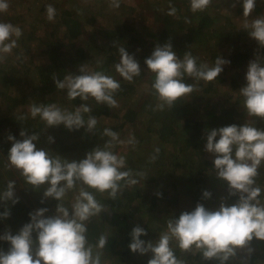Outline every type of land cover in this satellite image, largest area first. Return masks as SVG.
Instances as JSON below:
<instances>
[{
	"label": "trees",
	"instance_id": "trees-1",
	"mask_svg": "<svg viewBox=\"0 0 264 264\" xmlns=\"http://www.w3.org/2000/svg\"><path fill=\"white\" fill-rule=\"evenodd\" d=\"M49 1L51 2L45 0L42 3L38 10L39 16L36 15L38 17L33 16V19H36L35 23L27 26L20 23L23 18L22 13L12 15L8 9L6 12H0L3 13L1 15L5 23H11L22 31L19 39H16L14 36L12 37V39H16V47L12 49L11 53L3 54L4 59L0 60V73L2 74L0 82L3 85L5 84V80L13 83L14 79L11 69L16 68V65H19L20 61L29 62L31 64L29 70L31 68L36 70V76L39 78V87L45 93L42 97L44 102H41V104H46V101L49 99H57L58 91H60L65 95L67 102L75 108L83 100L79 97L69 100L65 90L55 88L52 77L56 76L58 79H63L68 72L76 73L78 68L74 71L75 64L87 60L92 67V71H102L119 81L120 88L113 93L115 100L123 96H126L128 99L125 98L126 103L123 106L121 114H116L113 111V107H109L104 103H97L94 98L90 97L87 100V106L92 111L85 116L86 119L89 115L94 117L113 115L116 118H113L114 122L107 126L99 124L97 121L95 129L91 133H87L83 128L76 131H68L62 125L56 128L46 127V130H44L42 126L43 120L39 116L32 118L30 114L26 115L27 118L21 120L19 119V114L14 116L13 113H8L7 103L13 105L15 101H12L8 95H4L1 103L6 105L7 110L0 113V121L4 127L0 129V192L6 189L8 181H15V194L20 199L14 206L11 202H8L11 216L7 220H0V233H3L7 226L13 232L18 230L24 223L28 222V213L36 208L47 207L48 209H55L58 203H62L65 207H70L71 205L70 196L72 190L67 193L63 201H55L48 198L44 200V203L40 202L43 189L47 185L42 186L41 189L32 190L31 185L26 183L20 172L10 166L7 151L11 146V142L6 138L9 133L20 139V130L31 134L32 129H41L45 133V136L43 140L37 141L38 148H43L53 157L60 155L69 160H78L83 158L84 154L93 147L99 146L103 148L105 146L108 136L104 135V129H110L118 133L119 136L122 132H127L126 129L130 126L138 123L145 134L139 140L144 141L149 136L147 137L148 142L151 143L149 139L154 138L159 142L157 145H153V143L149 145V148H146V151H144L145 154L141 153L143 154L141 155L138 153L131 157H125L124 154L121 155V151H124L125 148L118 141L113 142L111 151L125 159V167L121 170L129 171L132 174V178L137 180V183L128 184L126 181H121L120 190L115 199L111 198L107 191L100 193L94 189H88L93 193L95 199L103 205L104 210L86 222V235L88 242L93 246L96 245L101 235L107 237L108 243L103 249L98 250L101 252V264H147L151 253L140 255L132 253L127 247L131 239L129 233L133 226L139 225L147 231V235L141 236L140 239L155 242L166 231L169 219L178 216L181 211H191L197 202L202 203L206 208L215 209L218 207L221 198L228 200L227 203H233L236 200L235 196H228L226 186L218 190L214 189L216 182L220 181L224 185H226V182L218 179L215 174H212L214 169L211 156L204 155L205 153H203L201 157L194 158L193 154L184 155L185 151L188 150L192 153L194 151L198 153L199 151L205 152V131L207 129L218 128L232 123L238 125L249 123L258 129L264 130V119L245 115L246 110L243 107V97L240 93L234 95L229 104L224 105L218 110H215L213 105L212 107H208L209 109L205 108L203 116L195 115L196 112L193 111L195 109L193 107L196 105L191 106L189 100L184 98L185 96L179 98L173 106H165L163 110H160L157 107L160 102L155 94L146 88L138 90L136 83L123 79L115 70V65L120 61L118 49L125 47L126 51L135 55L139 63H143L144 69L141 68L140 73L143 77L142 82L146 81L144 85L147 88H151L155 75L144 65V59L151 54L156 44L162 45L170 42L177 57L182 59L184 53L191 49V45L196 38V35L191 34L190 30L192 31L196 27L195 29L201 37L212 40L221 30L218 18H221L222 14L229 15L233 5H236L238 8L241 4L239 0H216L215 2L211 1L212 5H214L213 9H208L211 7L209 5L204 11L192 12L190 0H166L164 2L166 5H161V3L159 4L160 0H155V4H158L157 6L159 7H155L153 12L154 17L161 20V23L160 25H155L153 18L151 21H148L147 25L140 24L142 27H149L147 37H142L140 32V28L142 27L139 25L140 17L137 20L134 19L136 16H132V19L129 18L130 15H133V12L126 11L124 0H119L118 13L120 14L113 13L116 8H114V11H112L113 9L107 11L108 14L111 13L114 16V25H101L95 28L88 26V23H95L94 12L86 18H83L85 11H82V14L78 15L80 8L82 10H92L93 8L90 7V4L93 0H89L88 3L86 1L75 0L66 3L63 0L61 7L58 8L53 6V4L59 5L57 1ZM80 2L85 6H80ZM262 3H264V0H256V10L258 12H261L259 11V6ZM48 5L53 6L56 10L53 21L47 19L46 9ZM103 5L111 8V0H99L96 5L94 4L96 13L101 12L100 9ZM172 7L176 10L175 15L168 14L169 9ZM216 7H220V9ZM191 12L192 22H195L196 26L195 23L189 25V15L187 14ZM124 13L129 14L125 19L121 18V15ZM216 20L218 21L216 22ZM173 23H177L179 28L188 27L179 36L177 33L173 34L171 26ZM21 25L23 27H20ZM58 29L62 30L67 39H69V46H74L70 55L61 62H57L56 58L61 56L57 54L60 52V49L56 48L59 43L55 39V31ZM224 32L226 39L229 36L234 40H239L231 29H226ZM98 37L103 46H98L95 42ZM244 39L246 41L244 45H241ZM239 42L241 44L236 46L234 50H230L228 56L223 52L220 53L214 45L215 48L209 53L211 61L209 66L214 65L219 56L229 60L230 64L224 65L220 75L216 79L207 82V85H214L215 80L218 82L224 81L223 74L233 64L237 65L243 62L245 67H247L248 61L253 59L254 56H259L264 60V48H259L255 40L251 39L248 34L243 35V38ZM48 43L55 47L53 48L55 52L52 54L53 56L55 55L54 58L48 62L34 63V54L50 52L47 48ZM64 46L67 47L68 45L65 43ZM248 46L254 48L250 49ZM24 65L28 68L27 63ZM242 81L245 83L244 78ZM183 82L194 84L193 79L188 76L184 77ZM237 83L235 77L230 78L229 86L236 88ZM1 92L3 91L0 90V94ZM22 93L23 89H20L19 94L17 96L14 95V98H18ZM32 104H38V102ZM144 114L147 115L145 119L142 118ZM49 135L55 138L54 143L48 141ZM181 141H183L182 147L179 146ZM167 144H170L174 148L173 155L166 153V162L154 165L153 158H163ZM139 147L143 150L140 145ZM120 149L122 150L119 151ZM157 149H159L158 152L156 151ZM179 166L182 167V173L177 175L178 183L174 184V188L179 202L188 205V207L186 208L184 207L185 205L182 206L183 204L180 205L179 203L171 206L170 202L166 201L171 207L157 210L155 205L159 197L156 195V191L150 188V185L160 182L157 178H161L162 171L167 170V172H172ZM184 167L194 172L189 174V171L187 172ZM258 172L259 174L255 178V182H257L255 186L261 189L260 200L263 203L264 184L261 180L264 176V164L260 166ZM175 174L172 176H175ZM139 177L140 179H138ZM185 185L187 187L192 186V188H189L188 194L183 196L179 193L185 189ZM77 188H79V185ZM167 190L169 191V189ZM204 190L215 191V193L211 194L210 198L205 199L202 197ZM3 210L4 205H0V212ZM145 217H147L146 220ZM156 229L157 232H155ZM170 246L178 260L182 261L181 258L186 257L182 261L183 264H216L215 261L203 260L202 254L198 250L183 251L177 246L175 241H172ZM7 247L6 242L0 241V248L7 250ZM250 247L251 251H238L237 255L228 264H264V241L253 240Z\"/></svg>",
	"mask_w": 264,
	"mask_h": 264
},
{
	"label": "clouds",
	"instance_id": "clouds-1",
	"mask_svg": "<svg viewBox=\"0 0 264 264\" xmlns=\"http://www.w3.org/2000/svg\"><path fill=\"white\" fill-rule=\"evenodd\" d=\"M239 3L245 18L243 29L259 48H264V16L248 21L256 0H239ZM210 4L211 0H190V9L192 12L204 11ZM111 6L118 8L119 0H111ZM7 9V0H0V12ZM46 11L47 19L53 21L55 8L48 5ZM175 11L172 7L168 14L175 15ZM21 35L19 27L0 22V60L4 59L3 54L11 53ZM13 36L16 39H12ZM118 51L120 61L115 70L131 82L141 73L140 63L125 47ZM227 64L230 61L221 56L212 66L198 64L197 57L191 52H185L182 59L178 58L170 42L156 44L144 59V65L155 75L151 88L160 102L157 105L160 110L173 106L179 98L196 89V85L183 82L185 76L209 82L216 79ZM244 80L239 91L247 115L264 119V60L259 56L248 61ZM52 81L56 89L66 91L69 100L79 97L87 101L91 97L97 103L118 106L113 93L119 90V81L102 71L88 70L86 64L79 65L76 73L68 72L63 79L53 76ZM91 111L85 104L68 111L54 103L32 104L28 109L32 118L39 116L49 128L62 125L68 131L83 128L87 133H91L97 124L94 116L89 115L85 120V114ZM25 118L26 115L19 117L21 120ZM104 135L111 139L103 148L95 146L78 160L60 155L53 157L43 148H38L39 136L36 133L20 130V139L11 133L7 135L11 142L7 151L10 166L20 172L32 190L47 185L43 189L41 203L48 198L63 201L67 193L78 185L79 191L70 207L58 203L52 215H45L49 211L47 207H39L28 213V222L15 232L7 226L0 233V241L8 245L7 250L0 248V264H101V252L98 250L105 247L108 239L101 235L95 246L90 244L86 222L101 213L104 207L88 189L100 193L107 191L115 199L121 181L137 183L129 171L121 170L125 167V159L111 151L113 142L118 141V133L106 128ZM48 141L54 143L55 138L49 135ZM204 151L212 157L216 177L226 182L228 196H235L236 200L227 204L221 198L215 209L197 202L191 211H181L169 219L166 231L155 242L140 239L147 235V231L139 225L133 226L127 247L132 253H151L147 264H183L174 255L170 246L172 241L183 251L198 250L203 260L215 261L216 264H228L240 250L251 251L253 240L264 241V203L260 200L261 189L255 186L258 169L264 164V130L249 123L207 129ZM202 197L210 198L211 192L204 190ZM19 199L15 194V181H8L6 189L0 192V205H4L0 220L11 216L8 202L14 206Z\"/></svg>",
	"mask_w": 264,
	"mask_h": 264
},
{
	"label": "rangeland",
	"instance_id": "rangeland-1",
	"mask_svg": "<svg viewBox=\"0 0 264 264\" xmlns=\"http://www.w3.org/2000/svg\"><path fill=\"white\" fill-rule=\"evenodd\" d=\"M48 2H51L49 0H46ZM58 2V6H56L55 4H53V6L55 7H61L62 5V1L63 0H55ZM71 1L74 0H65L66 3H70ZM75 1H86L87 3L89 2V0H75ZM125 1V9L128 12H133V15H130L129 18L132 19V16H136L134 19L137 20L140 17L139 20V25H147L148 21H151L154 18V24L155 25H160L161 20L157 19L154 17V10L155 7H159L157 6L155 3V0H124ZM155 1V2H154ZM166 0H160L159 4L161 3V5H166L164 4ZM212 2H215L216 0H211ZM45 2V0H7L8 5V10L11 12L12 15H19L18 13H22L23 18L21 19L20 23H22L23 25H29L32 23H35L36 19L34 20L33 16H36L38 14V10L40 8V6L42 5V3ZM99 0H93L90 4V7H92V10H82V8L79 9L78 15L82 14V11H85L83 13V18H86L89 14H91L92 12L95 13V23L91 24L88 23L89 27H97V26H103V25H114L115 23H113L114 19L111 13L108 14L107 11H114L115 7H111V8H107L106 6L103 5V7L100 9V13H96L94 4L96 5V3H98ZM123 3V1H122ZM80 6L83 7V3L80 2L79 4ZM85 6V5H84ZM210 8L208 9H213L214 5H212V3L210 4ZM257 6H259L257 4ZM217 9H220V7H216ZM124 9V10H125ZM259 11L258 12L256 10V7L252 13V15L248 18V21L250 22L252 19H255L257 17H261L264 16V3H262L261 6H259ZM114 14H120L118 13V8L115 9V11L113 12ZM140 13V14H139ZM3 13H0V22H5L3 20L2 15ZM191 14V15H190ZM129 14H122L121 18L125 19V17L127 18ZM138 15V16H137ZM189 15V25H192L195 22H192V12L187 14ZM36 16V17H38ZM223 18V19H222ZM196 20V19H193ZM219 23H220V31L219 33H217L215 35L214 38H212V40L208 39V38H203L200 36L199 32L196 31V27L194 29H192V31L190 30L191 34L196 35V38L194 40V42L191 45V49L188 52H191V54L195 57H197V63H207V64H211L210 58H209V53L211 50H213L215 47H217V50L221 53L223 52L225 55L228 56V52L230 50H234V48L238 45H240L241 43L239 42L240 39L243 38V35H247V33L245 32V30L243 29V24L245 22V18L242 15V7L235 5L230 14L226 15V14H222L221 18H218ZM216 20V22L218 21ZM19 23V24H20ZM141 26V25H140ZM172 31L173 34L177 33L179 36L182 35L185 30L187 29L188 26H184L182 28H179L177 23H173L172 25ZM196 26V23H195ZM20 27H23L22 25ZM142 27V26H141ZM140 32L142 34V37H147L148 32H149V27L145 26L140 28ZM226 29H231L234 33L235 36H237L236 38H239L234 40L232 37H227V39L225 38V30ZM224 36V37H223ZM55 39H57V42L59 43L58 46H56V48L60 49V52H58V55L61 56H57V62H61L63 61L65 58H67L73 47L69 46V39H67L66 35L64 34V32L62 30H56L55 31ZM246 39H244V42L241 45H244ZM64 42V43H62ZM95 42L97 43L98 46H103L101 44V42L99 41V37L95 40ZM62 43V44H61ZM66 43V45H68L67 47L64 46V44ZM215 43V44H214ZM48 45V50L50 51L49 53L47 52H43V53H37L34 54L33 56V60L34 63H43V62H48L51 59L54 58V56L52 55L55 52V47H53V45L51 46L49 43ZM215 45V47H214ZM248 48L252 49L254 47H250L248 46ZM252 54V53H251ZM27 63L28 68L24 65ZM79 65L81 64H86L88 67V70L92 71V67L91 65L87 62V60L84 61H80V63H78ZM77 63L75 64V69L78 68ZM78 65V66H76ZM31 66V64H29V62H25V61H20L19 65H16V68L11 69L12 70V75H13V83H9L8 81L5 80V84L3 85L0 82V90H2L3 92H1L0 94V113L4 112L5 110H7L8 107V113L11 114L13 113V115H17L19 114L21 115H29L30 113L28 112L29 106L32 105V103H37L41 104V102H44L42 97L44 96V92L43 90L39 87V78L36 76V70L34 68H31L29 70V67ZM140 67L144 69L143 67V63L140 62ZM246 72V67L244 65L243 62H240L237 65H232L229 67V69H227V72L224 75L225 80L218 82L217 80H215L214 85L208 84L206 81L200 80V81H196L193 78L194 81V85H196V89L189 95H186L184 98L189 100V104L191 106H195L193 108H195L193 111L196 112L195 115L196 116H203L204 114V109H209L208 107H212V105L214 106L215 110H218L219 108H222L224 105L229 104V102L232 101L234 95H236L237 93H240L239 88L244 84V82L242 81V79L244 78V74ZM117 75V74H116ZM243 76V78L241 79V77ZM235 77L237 83L236 88H233L232 86H229V81L230 78ZM2 79V74L0 73V80ZM142 75L140 74L139 76H136L133 78L132 82L136 83L138 86V90H140L141 88H146L149 89L150 92H152L153 94L154 91L151 88H147L144 84H146V81L142 82ZM230 87V88H229ZM207 88V89H205ZM23 89V93L20 94L18 96V98H14V95L17 96L19 94V90ZM213 89V90H211ZM211 90V91H209ZM204 91H208V92H204ZM3 93V94H2ZM4 95H8L10 97V99H12V101L14 100L15 104L10 105L7 103V107L6 105L2 104V98L4 97ZM156 95V94H155ZM58 98L57 99H49L48 101H46V104H56L58 106H60L62 109H68V111H74L77 107H79L81 104H85L87 105V101H82L80 103V105L76 106L75 108L72 107V105H70L67 100L66 97L63 93H61L60 91H58L57 94ZM125 98H127L126 96H123L120 99H116L117 101V107H113V111H115L116 114H121V112L123 111V106L126 103ZM128 99V98H127ZM87 114H85V116H87ZM245 115H247V113H245ZM248 116V115H247ZM147 117L146 114L142 115V118L145 119ZM250 117V116H248ZM96 120L98 121L99 124H104V125H110L112 124V122H114L113 115H101L98 117H95ZM85 120H87L85 118ZM43 129L46 130V124L43 121ZM122 126V125H121ZM3 124L0 121V129H3ZM127 132H122L119 136H118V142L121 143L123 145V147L125 148L124 151H121L122 149H120L119 151H121V155L124 154L125 157L128 156H134L138 153H144V151H146V148H149V145H151L153 143V145H157V143L159 142L158 140H156V138L154 139H149L150 142H148V138L149 136L146 137V139L144 141L139 140L140 137L143 135L145 136L141 126L138 123L133 124L132 126H130L128 129H126ZM32 133H36L39 136V140H43L45 133L40 129H32L31 134ZM111 138L108 137L107 141H109ZM106 141V142H107ZM132 141V142H129ZM1 144V142H0ZM148 144V145H147ZM139 145L143 148L140 149ZM180 147L183 146V141H181V144H179ZM190 149V148H189ZM173 150V152H172ZM149 151H151L149 149ZM166 153H171V155H173L174 153V148L172 146H170V144H167L166 147V152L162 157H158V159L153 158V163L154 165H158V163H165L166 162ZM203 153H205L204 155H209L211 156L209 153L207 152H203V151H199V153L197 151H194L193 153L191 151L186 150L184 155L186 154H193L194 158H199L203 155ZM141 154V155H143ZM186 169V171H189V174L193 173L194 171L184 167ZM161 178L158 177V182L157 184L152 183L150 185V188L153 191H156V195L157 193H160V195L158 196L159 199L157 200V204L155 205L157 210L160 209H167L170 208L171 206L177 205L178 203L181 205L183 203H180L179 200L177 199V193L175 192V188H174V184L178 183V178L177 175L182 173V167L179 166L177 169H174L172 172H167V170H164L161 172ZM174 173L175 176H172ZM213 175L215 174V171H213L212 173ZM140 179V177L138 178ZM261 182H263L264 184V176L263 179L261 180ZM257 184V182L255 183ZM227 187V185H224V183H221L220 181L216 182L214 184V189L218 190L221 187ZM259 186V185H258ZM264 187V186H263ZM192 188V186L187 187L185 185V189L182 190L181 193H179L180 195H187L188 194V189ZM169 189V191L167 190ZM264 190V188H263ZM79 188H75L74 190H72L71 192V196H70V201L72 202V200L74 199L75 195L78 194ZM42 192V191H41ZM215 191H212L211 194H214ZM170 202L171 206L167 203ZM228 200H225V202L227 203ZM264 203V202H263ZM227 204H231V203H227ZM185 204H183L182 206H184ZM184 207H188V205H185ZM206 207V206H205ZM190 208V207H189ZM54 213V209H49V211L46 214L52 215ZM147 219V217H145V220ZM154 220V219H153ZM155 232H157V229L155 230ZM159 232V231H158ZM260 248V247H259ZM242 251H249L248 249H244V250H240ZM185 256L184 258L182 257V261L185 260Z\"/></svg>",
	"mask_w": 264,
	"mask_h": 264
}]
</instances>
